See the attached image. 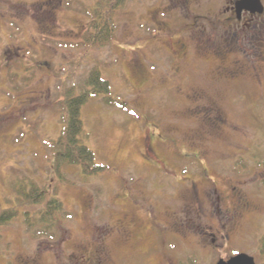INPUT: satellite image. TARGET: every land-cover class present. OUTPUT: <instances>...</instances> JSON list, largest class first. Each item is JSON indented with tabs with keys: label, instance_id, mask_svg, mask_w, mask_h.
Listing matches in <instances>:
<instances>
[{
	"label": "rangeland",
	"instance_id": "1",
	"mask_svg": "<svg viewBox=\"0 0 264 264\" xmlns=\"http://www.w3.org/2000/svg\"><path fill=\"white\" fill-rule=\"evenodd\" d=\"M95 2L5 0L1 5L9 18L21 15L7 19V25L21 23L25 38L28 31L42 28L30 16L37 12L44 26L40 38L53 48H40L38 96L23 106V129L12 131L10 122L0 129V206L15 204L17 183L36 181L72 215L61 217L62 229L51 238L29 228L20 213L1 228L0 264H84L83 255L97 248L104 249L105 264H214L238 252L264 264V63L253 65L247 53H233L230 59L241 67L226 75L213 60L205 62L190 52L179 62V74H172L176 66L170 64L174 57L167 34H176L177 19L186 11L179 0H125L115 12L114 37L104 45L86 46L82 34ZM218 6L217 0L189 4L194 12ZM92 67L109 81L115 100L92 96L83 106L86 143L107 165L87 176L74 165L56 170L49 142L61 129L60 99L71 88L81 90ZM178 82L184 92L198 90L204 97L180 93ZM148 139L156 149L152 161L162 169L150 163L152 155L142 154ZM162 172L168 187L152 197L158 193L154 177L161 178ZM183 175L199 187L203 201L197 212L188 210L198 202L192 203L194 190ZM126 183L135 198L125 207L137 221L131 240L111 229L119 216L117 194ZM214 186L229 195L227 203L234 191L244 193L250 207L229 235L223 228L224 236L218 233L211 241L208 231L217 228L209 226L229 218L226 207L210 205L206 193L212 196ZM23 209L35 212L38 207ZM191 215L197 225L189 231L182 222ZM151 227L156 234L151 235Z\"/></svg>",
	"mask_w": 264,
	"mask_h": 264
},
{
	"label": "flooded vegetation",
	"instance_id": "2",
	"mask_svg": "<svg viewBox=\"0 0 264 264\" xmlns=\"http://www.w3.org/2000/svg\"><path fill=\"white\" fill-rule=\"evenodd\" d=\"M9 1L11 3L17 2V0ZM169 1L176 4L178 0ZM179 1L184 4L186 11L182 12V14L180 11L181 15L177 19V27L175 28V30L179 28L176 31L177 35L167 34V45L170 52H172L170 55L174 57V60L170 64L176 66L172 74H179L180 71L177 70L180 67L179 62L190 52H195L193 55H197L205 62L213 60L219 71L226 75L236 73V71L232 70L233 67H241L240 65H236V63L234 64L233 62L235 61L233 59H230L233 53H247L250 58H254L249 60L253 65L264 63V12L258 13L249 8H242L237 11L236 3L239 0H217V2L219 1V10L194 12L189 7V4L194 0ZM206 1L208 2L209 0ZM3 3H5V0H0V129L5 128L7 123L10 122V129L18 131L20 128L23 129V106L29 100L34 101L38 96L36 76L40 63V48L47 47L52 49L53 44L45 42L40 38L44 36V26L39 22L40 17L37 12H32L33 14H30V16H32L34 25L37 24L38 27L42 28H37L35 32L28 31L27 38L24 37L21 23L17 22L16 27H8L7 19L18 20L22 17L19 15L9 18L7 12L1 6ZM176 87L180 93H184L189 97L203 96L198 90L184 92L182 82H178ZM203 93L205 95L208 94L206 92ZM2 133H4V130H2ZM155 150L152 142L148 139L145 142L142 154L147 153L148 155H152L150 163L156 164L159 169H162L157 163L158 161H154L156 159L153 155ZM152 159L154 160L152 161ZM166 165L164 164L163 167L165 168ZM165 173H161V178L154 177L155 180L159 181L154 187L158 193L156 192L152 197L159 194L160 187L161 189L168 187L163 182ZM181 178L186 180L187 188L194 190V194L191 197L192 203L194 201L198 202L193 209L190 208L191 206H188L189 209H187L191 213L197 212L198 207H201V201H203L199 187L194 184V180L192 182L193 185L191 183L189 185L188 181L191 179L187 176L183 175ZM232 189L234 191L236 187L234 186ZM133 191V186L129 183L121 185L120 191L117 194L118 202L116 204L119 216L115 221V226H111L112 231L114 227L116 234L127 240L132 239L134 235L133 228L135 223H137V221H134L136 219L132 218L129 211L125 209L126 206L132 204L133 199L135 200V198L131 197ZM211 191L212 196L206 193L211 199L210 205L216 209H220L222 206L226 207V213L229 217L220 226L215 223L209 226L210 229L215 226L217 228L216 231H208V234L212 236L211 241H216L219 237L218 233L224 236V233H222L223 228L226 230L227 235L235 229L238 221L243 218L250 205L244 193L234 191L230 195L232 199L231 203H227L228 194L218 191L217 186L211 187ZM216 192H218L217 195H215ZM155 200L158 201V197ZM137 206L145 209L144 204L140 203ZM151 206L155 207L156 205L151 204ZM151 222L153 223L152 220ZM159 223L163 224L162 221ZM182 225L186 226L190 231L193 226L196 227L197 223L194 216L191 215L182 222ZM162 231L163 238L165 230ZM150 232L151 235L156 234V230L153 227H151ZM158 235L160 236V231H158ZM103 250V248L89 250L90 252H87V255H83L84 264H105Z\"/></svg>",
	"mask_w": 264,
	"mask_h": 264
},
{
	"label": "trees",
	"instance_id": "3",
	"mask_svg": "<svg viewBox=\"0 0 264 264\" xmlns=\"http://www.w3.org/2000/svg\"><path fill=\"white\" fill-rule=\"evenodd\" d=\"M124 3L125 0H96L89 12V22L83 31L81 43L86 46L108 43L117 29L115 12ZM84 85L77 93L73 88L69 89L60 99L61 129L58 136L50 140L49 147L56 170L63 165H74L82 174L90 176L104 171L107 165L98 162L94 150L86 143L89 133L85 130L82 109L92 96L105 95L106 101L112 103L115 97L110 95L109 81L102 76L98 67L90 69ZM15 192V204L0 206V238L2 226L20 213L29 228L51 238L58 235V228L62 229L61 217L69 218L72 215L58 196L48 195V189L36 181L17 183ZM27 205L37 206L38 209L35 212L23 209L21 212V206ZM261 240V251L264 253V239Z\"/></svg>",
	"mask_w": 264,
	"mask_h": 264
},
{
	"label": "water",
	"instance_id": "4",
	"mask_svg": "<svg viewBox=\"0 0 264 264\" xmlns=\"http://www.w3.org/2000/svg\"><path fill=\"white\" fill-rule=\"evenodd\" d=\"M237 11L242 8H249L258 13L264 12L262 0H239L237 1ZM214 264H256L255 257L246 252H238L227 258L220 257Z\"/></svg>",
	"mask_w": 264,
	"mask_h": 264
}]
</instances>
